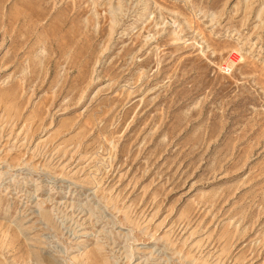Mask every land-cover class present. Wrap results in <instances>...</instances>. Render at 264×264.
Wrapping results in <instances>:
<instances>
[{
	"label": "rangeland",
	"instance_id": "1",
	"mask_svg": "<svg viewBox=\"0 0 264 264\" xmlns=\"http://www.w3.org/2000/svg\"><path fill=\"white\" fill-rule=\"evenodd\" d=\"M0 264H264V0H0Z\"/></svg>",
	"mask_w": 264,
	"mask_h": 264
}]
</instances>
